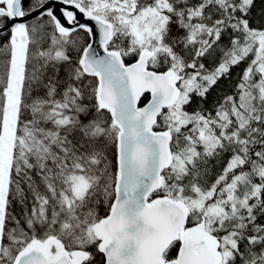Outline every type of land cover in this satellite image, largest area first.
Wrapping results in <instances>:
<instances>
[{
  "label": "snow or ice",
  "instance_id": "obj_1",
  "mask_svg": "<svg viewBox=\"0 0 264 264\" xmlns=\"http://www.w3.org/2000/svg\"><path fill=\"white\" fill-rule=\"evenodd\" d=\"M0 264H264V0H0Z\"/></svg>",
  "mask_w": 264,
  "mask_h": 264
},
{
  "label": "trees",
  "instance_id": "obj_2",
  "mask_svg": "<svg viewBox=\"0 0 264 264\" xmlns=\"http://www.w3.org/2000/svg\"><path fill=\"white\" fill-rule=\"evenodd\" d=\"M258 7H259V5H258Z\"/></svg>",
  "mask_w": 264,
  "mask_h": 264
}]
</instances>
